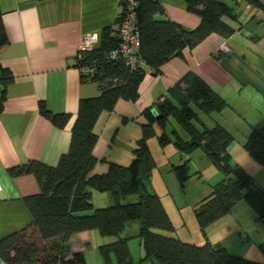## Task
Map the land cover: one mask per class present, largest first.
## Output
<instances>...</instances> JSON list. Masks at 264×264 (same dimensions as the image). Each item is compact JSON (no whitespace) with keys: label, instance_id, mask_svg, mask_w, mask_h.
Instances as JSON below:
<instances>
[{"label":"trees","instance_id":"16d2710c","mask_svg":"<svg viewBox=\"0 0 264 264\" xmlns=\"http://www.w3.org/2000/svg\"><path fill=\"white\" fill-rule=\"evenodd\" d=\"M247 1L264 9L260 0ZM186 2L201 19L192 30L169 18L159 0H136L135 26L139 45L135 53L144 63L132 66L125 56L111 55L120 43L118 25L122 11L113 24L102 28L96 46L78 50L74 63L80 68L81 81L95 82L99 93L79 99L68 149L55 164L29 159L8 168L12 176L33 174L39 191L24 197L31 221L0 238V258L6 264H87L82 249L68 253L65 244L74 233L90 229L114 237L101 245V251L105 256L113 252L116 264H145L147 261L151 264H264V261L231 254L220 242L212 243L207 238L200 243L190 242L160 231L169 228L170 222L159 196L145 184L153 164L148 139L156 136L162 145L171 141L165 128L170 116L188 134L182 137L176 132L173 137L180 152L188 154L201 147L225 174L231 171L226 156L230 132L216 121L213 127H207L193 106L204 114L213 115L225 107L226 101L195 73L187 72L166 94L142 110L145 122L129 164L110 161L105 171L91 172L97 161L92 153L97 140L93 126L101 111L112 110L120 98L136 100L146 67L157 75L161 65L179 54L183 47H193L212 32L223 38L233 32L223 20L232 8L222 0ZM162 14L164 16L160 17ZM7 42L0 14V47ZM223 54L219 51L215 56L221 58ZM0 70L3 100L5 87L13 76L1 65ZM39 111L58 127H64L71 117L68 112L50 111L42 102ZM243 146L264 164V120L252 126ZM175 169L181 179L188 177L186 161ZM233 170L235 178H223L213 185L210 195L195 208L201 229L227 212L240 197L264 217V188L242 168L237 166ZM92 189L109 192L112 203L94 207ZM130 194L136 197L132 201H122ZM127 226H137L136 235L143 249V254L137 258L128 247L131 232L126 231ZM260 247L264 250V241Z\"/></svg>","mask_w":264,"mask_h":264},{"label":"crops","instance_id":"0c3cea01","mask_svg":"<svg viewBox=\"0 0 264 264\" xmlns=\"http://www.w3.org/2000/svg\"><path fill=\"white\" fill-rule=\"evenodd\" d=\"M159 1L165 14L185 29L192 30L200 23V16L188 8L186 0ZM222 1L232 8L223 16L233 28L229 36L212 32L193 47H183L161 65L157 75L146 67L136 100L120 98L112 110L100 112L93 126L97 140L92 153L97 161L91 172L105 171L110 161H131L145 122L142 110L187 72L198 75L226 101L225 107L213 114L214 122L226 129L244 122L243 113H262L264 9L247 0ZM121 11L117 0H0L8 38L0 47V65L13 76L1 100L0 70V238L31 221L24 197L39 191L33 174L12 176L8 168L29 159L53 165L67 151L79 99L99 93L95 82L81 81L80 68L74 63L81 37L84 33L100 34ZM222 39L226 49L220 47ZM219 51L224 54L216 58ZM41 102L52 112L70 113L67 124L54 125L39 111ZM262 120L264 116L250 123ZM91 191L94 207L112 203L109 192ZM96 198L100 202H95ZM205 238L213 241L207 235ZM89 239L90 230L74 233L65 244L66 252L81 249L80 243ZM0 264L6 263L0 258Z\"/></svg>","mask_w":264,"mask_h":264},{"label":"rangeland","instance_id":"374dc122","mask_svg":"<svg viewBox=\"0 0 264 264\" xmlns=\"http://www.w3.org/2000/svg\"><path fill=\"white\" fill-rule=\"evenodd\" d=\"M193 106L202 122L207 127H213V115L204 114L196 105ZM261 112L243 113L240 116L245 117L244 122L229 125L230 142L226 156L231 171L228 174H225L201 147L188 154L177 149L173 141L176 132L182 137H187L188 134L175 118L170 116L165 124L166 131L172 138L169 143L162 145L156 136H152L148 143L153 164L150 178L146 179L145 184L148 190L159 196L168 215L170 227L160 229L163 234L190 242L203 240L207 235L212 238V242H221L231 254L264 261V250L260 247L264 241V217H260L244 197H240L227 212L204 229H201L195 214V208L210 195L213 185L223 178H235L233 169L237 166L248 173L258 186L264 188V164L258 162L243 146L253 126L251 123L264 116V108ZM184 161L188 177L181 179L175 167ZM129 162L123 164L127 165ZM135 197V194H130L122 201H132ZM94 200L100 202L97 198ZM126 231L131 232L128 247L137 258L143 254L139 237L136 235L137 226H127ZM113 239L112 236H103L98 229H90V239L87 243H80L86 263L116 264L113 252L105 256L101 251V245ZM145 264L151 263L147 261Z\"/></svg>","mask_w":264,"mask_h":264},{"label":"built area","instance_id":"2783aa9c","mask_svg":"<svg viewBox=\"0 0 264 264\" xmlns=\"http://www.w3.org/2000/svg\"><path fill=\"white\" fill-rule=\"evenodd\" d=\"M122 8V20L118 25V36L120 38L119 46L111 52L112 56L121 54L125 56L127 63L132 66L136 63H144V60L135 53L139 45V33L135 26V7L136 0H117ZM99 43V34L84 33L82 35L79 49H91ZM221 49H226V44L222 39L220 41Z\"/></svg>","mask_w":264,"mask_h":264}]
</instances>
